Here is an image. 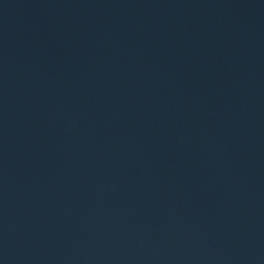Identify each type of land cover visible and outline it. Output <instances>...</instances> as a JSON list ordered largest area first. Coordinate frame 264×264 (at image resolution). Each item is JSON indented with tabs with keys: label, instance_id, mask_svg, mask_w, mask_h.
Wrapping results in <instances>:
<instances>
[{
	"label": "water",
	"instance_id": "water-1",
	"mask_svg": "<svg viewBox=\"0 0 264 264\" xmlns=\"http://www.w3.org/2000/svg\"><path fill=\"white\" fill-rule=\"evenodd\" d=\"M0 264H264V0H0Z\"/></svg>",
	"mask_w": 264,
	"mask_h": 264
}]
</instances>
